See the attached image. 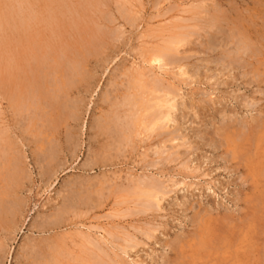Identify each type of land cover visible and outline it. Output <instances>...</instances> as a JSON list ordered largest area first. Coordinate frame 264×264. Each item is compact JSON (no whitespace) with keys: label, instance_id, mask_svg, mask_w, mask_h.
<instances>
[{"label":"rangeland","instance_id":"1","mask_svg":"<svg viewBox=\"0 0 264 264\" xmlns=\"http://www.w3.org/2000/svg\"><path fill=\"white\" fill-rule=\"evenodd\" d=\"M124 2L0 0V49L4 52L0 56V75L2 74L3 78H8L9 72H14L25 64L29 46H33L34 41L38 45L48 41L53 46L66 44L74 50L91 49L90 51L95 53L88 57L87 70L91 78L84 84L80 93L75 90L71 96L75 102L79 100L82 107V118L80 117L77 124H70L75 130L73 143L76 145H72L76 147H71V151L66 147V131L62 130L58 138L61 153L56 152L51 167L53 170L50 168L51 172L56 173L54 176L48 175L46 169L48 162L46 163L41 133L44 128L43 124L39 125L43 123L42 119L38 116L29 129L23 132L28 126L25 114H20L17 107L13 108L10 102H7L10 101L9 97L2 100L6 96H3L4 92H0L3 96L0 97V111L4 113L1 115L4 118L0 119L3 118L5 122L1 120L0 127L9 128L10 140L15 141L20 153L25 157L23 169L27 176L22 180V187L16 186L12 178L7 182L10 186L12 183L16 189L13 197L9 198L21 206L18 208L17 203L6 200L11 206L16 204L15 208L19 214L17 227L11 229V232L7 233L0 227V241H3L5 249L3 254L0 252V264H29L26 253L34 251L29 252V242L38 244L39 239L42 241L44 238V242L53 234L70 230L73 233L89 234L109 255L117 254L123 264H176L177 261L180 263L196 256L198 264H207L209 260L225 264L223 257L228 254L232 256L233 264H264V0H129L130 4ZM199 6L202 7L200 10ZM203 7L212 15L217 14L220 17V23L212 24L214 30L208 26L210 17L203 14ZM213 9L223 12L216 13ZM192 25L198 27L191 30ZM172 29L181 33L190 32L189 30L194 32L190 38L192 43L180 51L197 52L177 54L179 57L173 55L172 59L202 66L196 79L184 81L186 78L175 75L177 69H172L169 75H165L157 68L154 70L142 62V52L154 44L156 46L160 40L163 41L167 34L174 32ZM230 29L245 35L255 47L256 54L260 52V55L255 54L256 57L247 58L243 54L239 60H230L231 56L227 54L229 51L233 53L235 47L229 43L226 48L223 45L225 42H222L227 41ZM161 35L163 38L160 39ZM208 41L215 44V48H209L212 45L208 47ZM224 57H227L225 61ZM208 59L223 61V66H218L217 71H214L215 65L204 63ZM203 65L214 70L206 71ZM224 65L229 68L225 70ZM141 67L147 68L145 72L149 73L148 77L152 76L149 77L150 81L154 77L152 82L160 80V83L170 84L180 90L179 94L184 97L181 101H185L188 107L185 110L181 107V113L177 112L176 115L179 118V133L185 136L186 145L183 146V141L178 139L179 141L166 143L164 148L161 144L159 146L160 138L154 136L150 140L137 141L133 151L128 148L124 150L121 145L123 154L122 151L118 152L121 144L120 138H116L120 132L119 127L118 130L113 129L112 125L108 136L100 137L98 134L95 127L97 120L116 114L124 116V120L129 115L128 107L113 104L115 101L122 102L124 93L129 92L126 84L129 78L124 72L140 70ZM218 69H223L224 73L220 74ZM253 71L258 72L259 78L253 77ZM73 74L74 71L70 69L65 72L66 78ZM76 79L80 80V75ZM62 82L57 80V86L61 84L60 89L66 80ZM182 112L184 116L181 115ZM253 118L256 121H252ZM176 126L177 123H172V130ZM225 126L227 133L230 130L228 135H232L226 137L228 149L241 145L239 159L228 158V161H225L226 148L214 149L207 145L210 138H221L219 133ZM218 129H221V132L216 131ZM109 137L115 142L111 143L113 140ZM111 144L115 145L114 149ZM178 144L180 146L172 150V147ZM155 150L161 153L164 150V154ZM169 151L174 153L173 157L169 158L174 159L171 163L163 161V158L168 157ZM3 171L1 169L2 177L6 174V171ZM133 180L150 184L155 181L157 187H164L162 190L165 189L166 192L170 191L162 200V210L156 207L153 212L140 213V202H137L141 204L137 208L133 205L136 203H129L128 195L123 192L134 185ZM173 182L179 185L175 186ZM106 183L108 186L102 188ZM3 184L6 189L9 188L6 181ZM9 189L11 190V187ZM88 203L90 207H87ZM9 206L7 207L11 208ZM78 209L83 214L78 216L79 218L74 217V212ZM58 210L65 211H62V216L75 224L54 231L39 232L34 228L36 224L48 222L46 220L58 213ZM66 211H71L72 214ZM125 211H128L129 215ZM123 213L124 215H121ZM198 218L199 220L195 221ZM105 229L115 232L114 242L110 240L112 244L109 243L112 238L105 233L108 232L104 231ZM146 231L151 233L150 239ZM123 234L125 239L129 236L135 237L134 241L138 244L135 246L134 242L126 243ZM103 235L110 245L102 242ZM119 245L131 246L128 247V253H123Z\"/></svg>","mask_w":264,"mask_h":264},{"label":"bare ground","instance_id":"2","mask_svg":"<svg viewBox=\"0 0 264 264\" xmlns=\"http://www.w3.org/2000/svg\"><path fill=\"white\" fill-rule=\"evenodd\" d=\"M122 1H125L124 2L125 4L129 3V0L128 1L122 0ZM205 1L206 0H203V2H205ZM199 8H202V7L199 6L198 9ZM213 10L216 13L217 12H219V13L223 12V11L218 10V9H213ZM33 11H34V9H33ZM203 14L205 16L209 15L208 17H210V19H209L208 26L211 28H212V24L217 25L218 23L221 22V21H219L220 17L217 14L212 15L207 9H204V7H203ZM156 18H157V16H156ZM26 19H28V18H26ZM124 19H125V17H124ZM126 20L128 21V18ZM133 21H135V20H133ZM25 23H27V22H25ZM130 23L131 22L129 21V24ZM192 26L193 27L191 28V30L198 27L196 25L195 26L192 25ZM191 30H189L190 32H186V33H181V32H177L174 30H173L174 32L170 33V34H167L166 32H164L167 35H166V38L163 39V41H161V40L159 41V43H162V44L158 43L156 46L154 44L152 47H148V50L146 49L144 52H142V54L140 53L141 57H142L143 64L149 65L154 70L157 68L158 70L162 71V73H165V75H169L170 70L177 69L178 72L175 73V75L180 77V78H186V80H184V81H187L188 79H190V80L196 79V77L199 73L198 71L200 69H202V66L190 65V64L184 63V61H182V60L180 61V60H173L172 59L173 55L186 54L187 52L195 51V50H189V51L184 50L183 52L180 51V50H182V48H185L186 46H188L189 44L192 43V41H190V38L192 37V34H194V32H192ZM167 31H169V30H167ZM229 32L230 33L227 35L228 36L227 41H222V42H225V43H223V45L226 46V48L229 47V46H227V44L229 45V43H232L235 47L233 53H232V51L230 53V51L228 52L226 50L228 52V54L227 53L226 54L228 56H231V57H229L230 60H237V59L239 60L241 58V56L243 57V54L246 55L247 58H252V56L256 57V55H260L259 51H258L259 53L256 54L255 47L252 46V44H251L252 42L250 43L249 39L246 38L245 35L241 34L240 32L238 34L237 31L236 30L234 31L233 29H230ZM197 34H199V33H197ZM107 37H109V36H107ZM159 37L161 39L162 35ZM208 42H209V43H207L208 47L212 45L209 48L213 49L215 44L213 45V43H211L210 41H208ZM97 44H99V43H97ZM55 45L56 44H54V46H53V44H51L49 41L42 43V45L41 44L38 45L36 43V41H34V45L29 46L30 50H29V53H27L28 58H26L25 64L19 66L17 69H15L14 72L13 71L9 72L8 78H3V75L2 74L0 75V92H4L3 96H4V94L6 96V97H4L5 99H2V100H7V97H9L10 101H7V102H10L9 104H11L13 108L17 107L20 114H25V116H26L28 126L26 129L23 130V132H26V130L29 129V126L31 125V123H33V121H35L36 118H38V116H39V118L42 119L41 122H43V123H41L39 125L41 126L43 124L42 126L44 128L41 133H43L42 134L43 135V146L45 147V154H46V158H47L46 163L48 162L47 163L48 167L46 166V169H47V172H49L48 175H52V176H54L56 174V173L51 172L53 170L51 167L53 166V163H54L55 154H56V152L61 153V151H59L61 146L58 142L59 141L58 138H59L60 132L62 130L66 131V145H68L66 147L70 151H71V149H70L71 147H73V148L76 147V146L72 145L75 143V142L73 143V141H74L73 140L74 139L73 138L74 137L73 131H75V130L73 129L72 126H70V124L76 123L80 120L82 107L80 106L81 102L79 100L78 101L76 100L77 102H75L73 99H71V96L75 93V90H78L77 93L78 92L80 93V91H82V89H83L84 84L86 85L88 83L89 78H91L89 71L87 70L88 64H89V60H88L89 58L88 57L89 56L91 57L95 54L93 51H90L91 49L89 51L88 50L85 51L86 49L85 50L83 49V51H82V50H79L78 48L76 50L71 49L70 46H67L66 44H60V45L58 44L56 46ZM99 47H101V46H99ZM206 49H208V48H206ZM97 50H96V53L98 52ZM195 52H197V51H195ZM1 53H4V52L0 49V56H1ZM70 55H72V57H70ZM23 57H25V56H23ZM176 57H179V56L177 55ZM227 57H224V61L226 60ZM244 58H245V56H244ZM249 61H251V59ZM0 62H2V60H0ZM205 62H206V64H213L216 66V69L214 70V68L207 67L206 65H203V69H206V71H211V70L217 71L218 66H223V61H218L217 59H215V60L214 59L213 60L208 59V60H205L204 63ZM244 63H247V61L246 62L244 61ZM229 64H231V63H229ZM232 65H233V63H232ZM232 65H230V66L232 67ZM224 66L225 67H223V68L225 70L229 68L228 66H227L228 67L227 68L226 65H224ZM240 67H238V68H240ZM232 68H235V67H232ZM67 69L74 71L73 76L66 78L65 72L67 71ZM134 70L135 69H133V71L128 70L127 72H124L125 75L129 78L128 81H126L127 82L126 84H128V86H127L128 90L126 88V90L129 91L128 94L124 93V95H125L124 99L121 97L123 99L122 102L118 103L117 101H115V103L113 104V105L122 104V105L128 107L129 115H127L124 120L122 119L124 116L120 117L119 114H116L113 116L110 115L107 118L103 117V120L102 119L97 120L95 127H96V130L98 131V134H100V137L106 136V135L108 136L109 130H111L112 125L114 126L113 129L118 130V127H119L120 132L118 133V137L115 135L116 138L117 139L120 138V141H121L120 147L119 148L115 147V148H118V152L122 151L121 145H122V147H124V150L131 149L133 151L136 144H137V141L138 142L142 141V140L145 141V139L150 140V138H152V137L154 138V136L155 137L157 136L158 138H160L158 141L159 146L161 144V146L163 145L164 148L167 145L166 143H168V142L172 143L174 141L176 142V140L179 141L178 139L183 141V146L186 145V142L184 140L185 136L182 135V133H179L180 127H178L179 121H177L179 118L176 115L177 112H180L181 107H183V110L187 109V107H188L187 104L185 103V101H181V100H183L184 97L179 94L180 90H178V89L176 90L175 87L171 86L170 84L160 83L159 82L160 80L156 81L154 79L155 81L152 82V79L154 77L150 81L149 79L152 76H149L150 78L148 77L149 73L145 72L147 70V68L141 67L140 70L137 69V70H135V72H134ZM255 71H257V70H255ZM218 72L220 74H222V73H224V70L222 69V70H219ZM251 74H253V77L258 76V72L253 71V73H251ZM79 75H80V80H77L76 78H77V76L79 77ZM67 76H68V74H67ZM246 76H248V74ZM258 78H259V76H258ZM57 80H59L61 82L66 80L65 85L62 84V87H63V88L61 87L62 89L59 88L61 86V84H60V86H57L58 85ZM168 83H170V82H168ZM85 91L87 92L88 90L86 89ZM1 96H2V93H0V97ZM115 99H117V98H115ZM179 100L181 102H179ZM112 108H113V106H112ZM122 108H124V107H122ZM118 109H120V108H118ZM1 111H0V117H3L1 115L2 114L4 115V113H3V111L2 112ZM122 112H120V113H122ZM183 112L181 115L184 116ZM122 114H124V113H122ZM185 116H187V115H185ZM3 118H1L0 121ZM252 121H256V119L253 118ZM2 122H4V121L2 120ZM172 123H173V125H175V123H177V126L173 127V130L171 128ZM0 125H2V124H0ZM256 125H258V124H256ZM17 127H18V125H17ZM37 127H39V126H37ZM115 127H117V128H115ZM226 128H227V126L222 128V130L221 129L216 130L218 132L220 130L222 131V132L220 131L221 133H219L221 138L219 140L214 139V138H210V141L208 142L207 145L214 148V149L226 148V157H224L225 161H228L227 160L228 158H231V159L238 158L239 159L238 155H239V153H241L240 152L241 145L238 144L236 147L234 146L235 148L230 149V150L228 149L229 143L227 142L226 137L227 136L231 137L232 135L231 136L228 135L230 130L227 133ZM8 129H9L8 127H6V129H4V127L2 128V126L0 127V227H2L3 231L5 230L7 233L11 232V229H13L16 226V223L18 221L17 218H18V214H19L18 209L15 208L16 204H13V206H11L10 204H7L6 200L8 199L10 201L11 198H9V197H13L12 195H14L15 191H16V189L13 188L14 185L11 183V186H10V184L8 185L7 182H9L10 179L12 178V180L16 183V186L22 187L21 183H24V181H22V180H25L27 177L25 169H23V163H24L23 159L25 157L20 153L18 145L15 144V141L13 142L10 140V137H9L10 134L8 136V131H9ZM117 130H115L114 134H116ZM231 139H233V138H231ZM111 140H113V139H111ZM40 142H42V140ZM114 142L115 141L113 140V142H111V143H114ZM74 145H76V143ZM108 145H110V144H108ZM114 146L115 145L113 144L112 145L113 149H114ZM179 146H180V144H178V146L174 145L173 147L171 145L172 150L175 149L176 147H179ZM181 146H182V144H181ZM103 148H106V147H103ZM156 148H159V147H156ZM106 150H109V149L106 148ZM110 150H111V147H110ZM123 151H122V153H123ZM150 151H152V150H150ZM162 151L163 152L161 153L160 151L155 150V152H160V154H164V150H162ZM110 152H112V151H110ZM175 152H176V150H175ZM119 153H121V152H119ZM157 155H159V153ZM173 155H174V153L169 151V153L167 155L168 157L166 156L167 157V158L165 157L166 159L163 158V161L165 160L166 162H169V163H171L172 161L174 162V159H169V158H172ZM110 156H112V154ZM160 156H159V158H160ZM242 158L244 159V157H241V159ZM107 160H108V158H107ZM94 165H97V164H93V166ZM103 165H106V164L103 163ZM155 166H156V164H155ZM183 166H185V165H183ZM1 169L6 171V174L4 177H2V175H1ZM8 177H9V179H8ZM4 181H6V185L9 188L11 187V190L9 188L6 189L5 184H3ZM104 181H106V180L104 179ZM141 181L142 180H140V182L138 181L139 182L138 183V182H134V180H133L132 184H134V185H131V187H129V189L126 192L125 191L123 192L124 194L128 195L127 197L129 199L128 198L127 199L129 201V203L130 204H131V202H132V204L136 203V204H133V205H136L135 208L139 207L142 204L141 205L142 210H139L140 213L143 211L153 212L152 210L156 209V207L159 208L160 210H162V205H161L162 200H164L165 196H167V193L169 194L170 191L166 192L165 189L162 190L164 188L163 186H162L163 188L157 187V183H154L155 181L153 182L151 180L152 181L151 184H150V182L149 183H141ZM173 184L175 186L179 185L177 182H173ZM106 185H107V183L104 186L102 185V188H104ZM115 185H114V187H115ZM111 187L113 188V186H111ZM12 189H14L13 192H11ZM107 189H108V187H107ZM118 189H120V188H118ZM109 190H111V189L109 188ZM101 193H103V192H101ZM16 194H18V193H16ZM86 194H85V196H86ZM74 201H76V200H74ZM10 202H15V201L11 200ZM137 202H140L141 204L138 203L139 204L138 205ZM15 203H17L18 208H20L19 206H21V205H19L18 202H15ZM90 203H88V206L87 205H84V206L90 207ZM92 203H93V201H92ZM124 203H125V201H124ZM83 204H84V202H83ZM122 204H123V202H122ZM95 205H96V203H95ZM7 206L11 207L12 210H11V208H8ZM128 208H130V207L128 206ZM13 209H14V211H13ZM15 209H17V210L15 211ZM127 210H129V209H127ZM62 211L63 210H61V211L58 210V213H56V214L54 213L53 216H50V218H48L49 220L48 219L46 220L48 222H45V223L42 222L43 224L40 223L39 225L36 224L37 226H34V228H36L37 231H39V232H43V231H54L55 229H60L63 226L74 225L75 222L74 223H73V221L70 222L69 221L70 219L68 220V219H66L65 216H62ZM63 212H65V211H63ZM66 212H68V211H66ZM77 212H78V214H77ZM77 212L76 211L74 212V217H78V216L80 217L83 215L82 212L79 211V209ZM127 212L125 211L126 214H127ZM70 213H71V211H70ZM121 215H124V213ZM128 215H129V212H128ZM197 220H199V218L195 219V221H197ZM89 228L92 229L91 227H89ZM106 230L107 229H105L104 231H106ZM120 230L122 231V229H120ZM146 232H148V231H146ZM105 233H107L110 236V238H112V239H109V241L114 240V238H115V236H114L115 232L114 231H113L114 234L110 231L105 232ZM105 235H103L104 238L102 239L103 240L102 242L106 245L109 243L112 244L111 243L112 241L107 243L108 239L106 238ZM108 235H107V237H108ZM116 235H119V233L118 234L116 233ZM146 235L149 237L148 239H150L152 237L151 233H149V232L146 233ZM123 237H124V241L128 244H129V242H134V244L137 242V241L136 242L134 241L135 237L133 238L132 236H129V237L127 236L128 238L125 239L126 236H124V234H123ZM43 239H42V241L39 239L40 243H38V244L37 243L34 244L35 242L34 243L29 242V243H31L28 246L29 252L31 250H34L33 252H30L31 254L26 253L27 260L29 261V264H123L121 258L117 254H115L114 256L109 255V253L105 249H102L101 246L99 245V243L96 242V239H93L89 234H86V233L85 234L82 232L73 233L70 230V231L64 232V233L53 234L51 236V238L49 237V239L47 238V240H44V242L46 241L44 247L42 246L44 244ZM100 242H101V240H100ZM211 243H213V242H211ZM137 244L138 243H136L135 246ZM130 246L119 245V247L122 249L121 251L123 253H128V247H130ZM132 246L135 247L134 245H132ZM167 246H170V244H167ZM38 249H40V250L38 251ZM1 251H2V254L5 251L3 241H0V252ZM182 255L184 258V254H182ZM197 257L198 256H196V258ZM231 257L232 256H229V254H228V256L223 257V261L225 262V264H233ZM196 258L191 257V258H189L190 260L187 258L188 260H185V261L183 260L180 263L177 261L176 264H198L196 262ZM216 261H217V259L215 258V262ZM213 263H214V261L209 260V262L207 264H213ZM214 264H218V263H214Z\"/></svg>","mask_w":264,"mask_h":264}]
</instances>
